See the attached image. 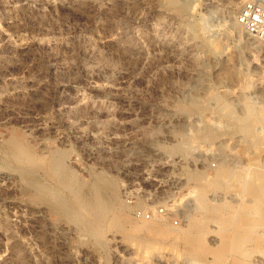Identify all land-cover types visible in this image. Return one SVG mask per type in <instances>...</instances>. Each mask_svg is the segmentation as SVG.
Instances as JSON below:
<instances>
[{
    "label": "rangeland",
    "instance_id": "obj_1",
    "mask_svg": "<svg viewBox=\"0 0 264 264\" xmlns=\"http://www.w3.org/2000/svg\"><path fill=\"white\" fill-rule=\"evenodd\" d=\"M186 1L0 0V264H264V212L242 187L250 165L264 183V44L234 27L238 0ZM249 101L258 142L229 115ZM51 154L73 181L43 164ZM134 180L152 202L134 204ZM174 196L183 217L135 226L136 208ZM249 214L256 231L242 227ZM197 231L240 250H191Z\"/></svg>",
    "mask_w": 264,
    "mask_h": 264
},
{
    "label": "bare ground",
    "instance_id": "obj_2",
    "mask_svg": "<svg viewBox=\"0 0 264 264\" xmlns=\"http://www.w3.org/2000/svg\"><path fill=\"white\" fill-rule=\"evenodd\" d=\"M167 2H168V5L169 6H171L172 8L177 9L178 11H184V10H186V8L188 6L186 0H183V1L182 0H167ZM235 5H236V2H235ZM233 25H234V27H237V28H241L242 27V23L238 19H235L233 21ZM232 113L233 112H230L229 115H230V117H234V124H233L234 129L239 130L243 134H245L246 136H248L247 140L249 139V136H253V141L258 142V138H256L255 133H256V124L259 122V119H258V116H257V110H256L255 103L252 102V101L246 102L244 104V108H243V115L234 116ZM251 142H252V140H251ZM7 145H9V147L12 148V149H14V148H17V149L20 148V147H18V141L15 140V139H10L9 140V143ZM176 145L177 146H173V148L176 149V150L181 149L182 147H185V144L184 143H179V144H176ZM223 159L226 160L227 157L225 155H223ZM43 164H49L50 165V171L53 173V175H55L56 177H58V181L59 182L64 183L66 181H73L74 177H72V174L71 173L68 172L67 175H65L63 173V170H64V168H63L64 167L63 166V162L61 161V159L56 154H51L48 159H45L43 161ZM249 167H251L250 169H252L251 170L252 171V174H251L252 176L246 177L243 180V186H242L243 187V192L244 193L246 192V193L252 195L253 197H255L257 199V202H258V208L261 209L264 212V183H261V182H258L257 181L261 177V173L258 171V169H260V168L257 165H250ZM190 176H191V178L195 182H203L204 181L203 180L204 177L202 175L198 174V173H192V174H190ZM210 183L211 184L214 183L215 185L222 187L223 184H224V181L221 179L220 175L218 174L216 176V178H214V179L211 180ZM43 193L45 195H52V194L54 195V194H56V191L52 187L45 186L44 189H43ZM94 195H95V204L96 205H94V203H92V205L93 206H96L97 212H98V210L99 211L103 210V208H104L103 207V203L104 202H102V200H101V198H103V197L101 196V198H100L97 192ZM200 202H201V207H203V206H204V208H207L208 207V202H207L206 196L204 195L203 190L200 192ZM223 205H224V203L222 205L219 204V206H212L210 209L213 210L214 213L219 214V213H222V212H220L221 210L227 208V207H225V205L224 206ZM240 208H242V207H240ZM236 216H240V215H236ZM247 217H248V219L246 218L247 219L246 221L244 219H242L244 221L242 227H243V229H244V227H246V228H248V229L251 230L256 225V222H255V217L256 216H254V214H252V215L249 214V216H247ZM158 218H162V217H158ZM156 219L157 218H154V220H152V222L150 221L151 219L150 220H142L143 221L142 223H140V224L137 223V224H135V226L140 231L142 230V231H145L146 232L147 230L152 229L153 231H156L157 233L158 232H161V231H163L165 229V227L163 229L160 226L158 220H156ZM162 219H165V218H162ZM238 219H241V218H238ZM259 221L261 223V220H259ZM124 224H125V221H123V220L120 219L119 226L124 227L125 226ZM257 226H258V224H257ZM136 227H135V229H137ZM253 230H255V229H253ZM245 231H247V230H245ZM132 232H134V229H133V231H132V229L129 230V235L130 234H133ZM202 237L203 236H201L200 232H198V231L195 232V233H193V234H190V236L188 237V244L190 246V249L191 250H196V248L198 246L199 248H201V251L203 250L204 252L207 251V252H209L211 254L213 253L216 260H223L224 258L227 257V255H226V253L224 251H227V250L230 251V250H232V251H238L239 252V250H240L239 249L240 247H238V246H240V241H239V244L237 245V247H231V244H228V241L226 240L223 243V246L221 248L214 249L212 247L205 246L206 244L204 243V240H203ZM240 237H241V235H240ZM233 244H235V243H233ZM218 246H220V244ZM241 253L242 254H240V255H243V257L250 256L248 254L249 253L248 250L247 251H243Z\"/></svg>",
    "mask_w": 264,
    "mask_h": 264
},
{
    "label": "built area",
    "instance_id": "obj_3",
    "mask_svg": "<svg viewBox=\"0 0 264 264\" xmlns=\"http://www.w3.org/2000/svg\"><path fill=\"white\" fill-rule=\"evenodd\" d=\"M238 20L242 23L246 33L264 44V0H238ZM211 166H216L215 162ZM148 179L152 184H159L165 186V179L159 177H152L148 173ZM180 178V177H179ZM177 183H182V178L177 179ZM131 191L126 189V196L130 197ZM152 189L144 188L140 182L134 180V204L138 201H146L150 203L153 201L151 197ZM179 197L174 196L164 200L161 204H150L148 207H138L134 210L136 218L141 220H150L154 217L162 218H181L185 214V208L178 205ZM190 207V202L186 203ZM175 218V223L178 224V219Z\"/></svg>",
    "mask_w": 264,
    "mask_h": 264
}]
</instances>
